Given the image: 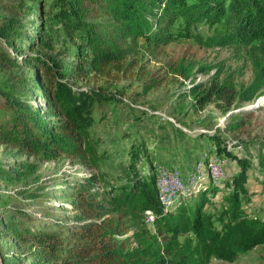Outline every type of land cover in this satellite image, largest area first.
Instances as JSON below:
<instances>
[{
	"label": "trees",
	"instance_id": "1",
	"mask_svg": "<svg viewBox=\"0 0 264 264\" xmlns=\"http://www.w3.org/2000/svg\"><path fill=\"white\" fill-rule=\"evenodd\" d=\"M17 1L5 4L21 9L27 0ZM33 4L27 9L34 13ZM49 9L70 39L80 44L74 54L67 48L57 49L40 18L43 33L30 51L42 50L43 54L25 59L29 65L38 63V76L12 72L21 56L7 49L16 50L14 43L22 41L26 26L15 15L0 14V41L6 46L4 50L0 46V112L6 111L8 116L0 121V145L26 156L40 161L68 157L99 168L97 141L90 131L94 111L98 105L121 100L120 91L106 90V83L128 77L142 48L180 38L208 47H248L252 66L247 85H236L219 72L202 82L192 80L188 96L195 110L213 103L224 114L230 112L228 117L233 119L235 107L264 94V0H50ZM202 23L210 29L206 36L192 29ZM69 56L75 60H66ZM170 67L184 79L194 77L193 62L180 60ZM215 67L202 65L197 70L207 73ZM91 79L95 82L89 85ZM41 83L43 108L22 94L27 84L36 90ZM156 84L151 79L145 91ZM242 124V120L227 122L225 130H236ZM209 138L215 154H224L238 165L225 181L229 194L223 195L220 207L206 210L210 196L219 190L207 183L194 198L164 213L156 195L155 174L143 176L138 170V163L148 160L145 142L140 140L130 146L119 185L109 184L103 173L75 181V190L68 196L76 214L69 225L45 229L24 208L25 201L17 194L24 191H0L4 264H23L33 257L36 260L29 264H208L212 258L233 262L264 244V218L250 215L242 207L243 200L250 202L245 185L251 163L235 156L220 136ZM258 165L264 175V156L258 158ZM35 169L36 162L27 159L10 167L0 159V181L19 182ZM97 184L102 185L101 191H95ZM145 212L153 215L152 223L145 221Z\"/></svg>",
	"mask_w": 264,
	"mask_h": 264
},
{
	"label": "rangeland",
	"instance_id": "2",
	"mask_svg": "<svg viewBox=\"0 0 264 264\" xmlns=\"http://www.w3.org/2000/svg\"><path fill=\"white\" fill-rule=\"evenodd\" d=\"M5 2L0 1V14L15 15L26 26L22 41L19 44L14 43L16 50L7 49L16 56H21L17 66L12 68L13 73L38 76V63L32 61L33 64L29 65L25 59L30 55L43 52L42 50L30 51V46L32 44L34 46L35 41L43 33L41 28L43 19L45 27L53 37L55 47L67 48L69 54L76 52V45L80 42L72 41L63 24L52 17L49 12L50 0H36V2L27 0L21 9L9 7ZM12 2L17 4L18 1L12 0ZM32 4L35 6L34 13L27 9ZM192 29L203 36L210 32L206 23ZM0 46L3 50L6 48L2 41ZM247 50L248 47L234 45L202 46L188 38H180L155 48H142L139 51L138 64L128 77L112 84L106 83V90L116 93L120 91L121 100L103 103L95 108L94 122L90 131L92 138L97 141V152L100 156L99 168L87 167L80 161L71 160L68 157H61L54 161H40L16 149L0 145V159L8 167L18 165L23 159L36 162V169L26 173L19 182L8 184L0 181V191H24L17 194L25 201L24 208L37 218V224L45 229H57L59 225H69L75 220L76 212L71 210L68 194L75 190L76 180H82L83 176L103 173L109 184L119 185L124 180L131 143L144 140L147 142L146 146L154 150L159 145H163L164 141L172 140L173 130L179 135L182 134L179 130H183L185 134H190L191 138L197 141L194 161L200 159L204 153H215L209 136L217 135L226 140V144L230 146V151L235 156L251 163L245 185L250 202L246 203L243 200L242 207L248 214L264 218V175L258 165V158L264 156V94L235 107L231 111L236 116L233 119L228 117L230 112L224 114L213 103L205 105L202 110H195L192 106L193 99L188 96V88L192 80L196 83L202 82L216 72H219L222 78L231 77L236 85H247L253 74ZM65 59L75 60L72 56ZM180 60L195 64L193 78L184 79L171 71V64ZM202 65L216 67L203 73L197 70ZM151 79L157 80V84L145 91L144 88L150 84ZM94 82L95 80L91 79L87 83L92 85ZM42 90V83L40 89L36 90L27 84L22 94L43 108L45 100L41 94ZM7 118L6 111L0 112V121ZM236 120H242L243 124L236 130L226 131L227 122H236ZM149 142L151 143L148 144ZM150 155V152H147L148 160L144 158L138 163V170L143 176L155 174V165ZM222 155L224 156V154L220 156ZM226 162L234 163L235 168L231 174L238 170L237 162L231 158H226ZM229 177L230 175L226 180ZM94 189L101 191L102 185L97 184ZM218 189L215 195L210 196L206 210L220 207L223 195L229 194V189L224 185ZM3 244L6 245L7 242L3 241ZM5 245L7 252H11ZM35 258L23 264H29L32 260H36ZM15 260L18 262L19 259L15 258ZM208 264H264V244L239 255L233 262L212 258Z\"/></svg>",
	"mask_w": 264,
	"mask_h": 264
},
{
	"label": "bare ground",
	"instance_id": "3",
	"mask_svg": "<svg viewBox=\"0 0 264 264\" xmlns=\"http://www.w3.org/2000/svg\"><path fill=\"white\" fill-rule=\"evenodd\" d=\"M221 158V159H220ZM162 167V166H161ZM165 170H175L172 171V178L174 179H184L185 186L180 187V180L163 181L159 184L157 177H165ZM224 159L220 155H212L207 158L198 159L192 170L189 173L182 174L178 169H166L157 168L155 170V188L158 202L164 213H171L175 211L176 207L180 204H184L191 198H194V186L201 180L202 177L208 178L211 185L217 188H221L228 174L217 175V173H224ZM215 172V173H212ZM168 195H162L163 193ZM169 195H174L169 197ZM150 219L153 221V215H150Z\"/></svg>",
	"mask_w": 264,
	"mask_h": 264
},
{
	"label": "crops",
	"instance_id": "4",
	"mask_svg": "<svg viewBox=\"0 0 264 264\" xmlns=\"http://www.w3.org/2000/svg\"><path fill=\"white\" fill-rule=\"evenodd\" d=\"M156 125V124H155ZM183 127L187 128L186 126L182 125ZM178 129V128H177ZM179 130V129H178ZM182 134L179 135L175 130H173V137L172 140L169 142L168 140L163 142V145H159L158 148L154 150H150L151 148L146 146L147 152H150V157L152 159V163L155 165V170L159 168L158 166H162L166 169H178L182 174L189 173L195 162L193 160V157L195 153L197 152V146L195 142L196 140H193L191 138V135L185 134L183 130H179ZM144 141V140H143ZM149 142L148 144H150ZM132 144V143H131ZM147 142H145V145ZM215 147L213 146L212 149ZM211 149V148H210ZM228 149L230 150V146H228ZM214 154L210 153H204L201 158H207ZM224 159V168L227 172V174H231V171L234 170V163L227 164L226 158L224 156H221ZM228 159V158H227ZM235 161V160H234ZM236 162V161H235ZM209 182L208 178L205 176L199 180L196 185L194 186L193 192L195 195L200 190V188L207 184ZM194 195V197H195Z\"/></svg>",
	"mask_w": 264,
	"mask_h": 264
},
{
	"label": "built area",
	"instance_id": "5",
	"mask_svg": "<svg viewBox=\"0 0 264 264\" xmlns=\"http://www.w3.org/2000/svg\"><path fill=\"white\" fill-rule=\"evenodd\" d=\"M221 159V158H220ZM159 168H162L161 166H158ZM172 171H175V170H165V177H157L158 181H159V184L163 181H170V183L172 182V180H180V187H183L185 186V182L184 179H174L172 178ZM212 173H215V172H212ZM217 175H227V172L226 170H224V173H217ZM162 195H168L166 192L163 193ZM171 196H174V195H169V197ZM144 217H145V221L147 223H152V220L150 219V212H145L144 213Z\"/></svg>",
	"mask_w": 264,
	"mask_h": 264
},
{
	"label": "water",
	"instance_id": "6",
	"mask_svg": "<svg viewBox=\"0 0 264 264\" xmlns=\"http://www.w3.org/2000/svg\"><path fill=\"white\" fill-rule=\"evenodd\" d=\"M0 264H4V261H3L1 254H0Z\"/></svg>",
	"mask_w": 264,
	"mask_h": 264
}]
</instances>
